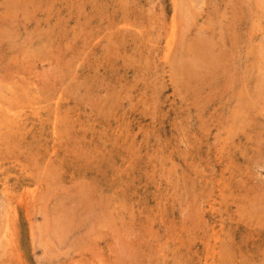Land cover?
<instances>
[{
  "label": "rangeland",
  "instance_id": "374dc122",
  "mask_svg": "<svg viewBox=\"0 0 264 264\" xmlns=\"http://www.w3.org/2000/svg\"><path fill=\"white\" fill-rule=\"evenodd\" d=\"M0 107V264H264V0H0Z\"/></svg>",
  "mask_w": 264,
  "mask_h": 264
},
{
  "label": "bare ground",
  "instance_id": "6f19581e",
  "mask_svg": "<svg viewBox=\"0 0 264 264\" xmlns=\"http://www.w3.org/2000/svg\"><path fill=\"white\" fill-rule=\"evenodd\" d=\"M257 15V14H256ZM189 18V17H188ZM187 19V18H186ZM190 19V18H189ZM195 20V19H194ZM187 21V20H186ZM185 22V21H184ZM260 22V21H259ZM189 23V22H188ZM187 23V24H188ZM185 30V29H184ZM188 30H189V28H188ZM171 32V31H170ZM170 32H169V34H170ZM166 33V32H165ZM173 33V32H172ZM175 35V34H174ZM169 36V35H168ZM176 36V35H175ZM183 37V36H182ZM173 38V37H172ZM249 38V37H248ZM221 40V39H220ZM169 41V40H168ZM255 41V40H254ZM182 42V41H181ZM156 43V42H155ZM252 43V42H251ZM151 45V44H150ZM186 45V44H185ZM195 45V44H194ZM194 45H193V47L191 48V52H193V62L191 63V64H185L184 66H181L180 65V67L178 68V69H181L180 71H184L186 74L185 75H189V74H194V67L201 61V63L202 62H204L205 60H206V58H207V56L210 54H208V52L206 51V50H202V49H200V48H194ZM200 45V44H199ZM152 47H153V44H152ZM166 47V46H165ZM164 47V48H165ZM167 48V47H166ZM177 48V47H176ZM181 48V47H180ZM187 48V47H186ZM209 48H210V46H209ZM163 49V48H162ZM178 49V48H177ZM188 49V48H187ZM165 50V49H164ZM181 50V49H180ZM190 50V49H189ZM168 51H169V49H168ZM175 51V50H174ZM187 51V50H186ZM185 51V52H186ZM211 51V50H210ZM164 52V51H163ZM184 52V51H183ZM170 53V52H169ZM179 53V52H178ZM187 54H188V52H186ZM211 53H212V51H211ZM163 54V53H162ZM166 54V53H165ZM172 54V53H171ZM217 54V53H216ZM168 55V54H167ZM183 55V54H182ZM180 56V55H179ZM215 56V55H214ZM166 57V56H165ZM183 57V56H182ZM185 57V56H184ZM186 57H187V55H186ZM258 57V56H257ZM191 58V57H190ZM180 59V58H179ZM184 59H186V58H184ZM188 59V58H187ZM212 59V58H211ZM223 59V58H222ZM214 60H215V58H214ZM188 61V60H187ZM208 61H210V60H208ZM247 61V60H246ZM156 62V61H155ZM167 62V61H166ZM168 62H169V60H168ZM189 62H191V61H189ZM213 62V61H212ZM219 62V61H218ZM218 62H216V63H218ZM173 63V62H172ZM171 63V64H172ZM161 64V63H160ZM166 64V63H165ZM170 64V63H169ZM204 64V63H203ZM258 64V63H257ZM200 65V64H199ZM169 66V68H170V65H168ZM171 66H173V64L171 65ZM257 66V65H256ZM162 67V66H161ZM199 67V66H198ZM205 68H206V66H204ZM215 67V66H214ZM164 68V67H163ZM166 68V67H165ZM168 68V67H167ZM172 68V67H171ZM176 68V67H175ZM202 69V68H201ZM200 69V70H201ZM254 70V69H253ZM252 70V72H254ZM257 70V69H256ZM164 71V70H163ZM166 71V70H165ZM176 71V70H175ZM209 71V70H208ZM199 73H200V71H199ZM209 73V72H208ZM250 73V72H249ZM196 74V73H195ZM201 74V73H200ZM170 75V74H169ZM181 76H182V74H181ZM197 76H198V74H197ZM245 76V75H244ZM247 76V75H246ZM187 77H189V76H187ZM183 78V77H182ZM192 78V77H191ZM248 78V77H247ZM252 78V77H251ZM163 79V78H162ZM185 79V78H184ZM188 80V79H187ZM231 81V80H230ZM181 83V82H180ZM186 83V82H185ZM244 84V83H243ZM253 87H254V85H253ZM31 88V87H30ZM248 88H249V86H248ZM27 91V90H26ZM252 91V90H251ZM30 92V91H29ZM28 92V93H29ZM17 93V92H16ZM19 94V93H18ZM21 94H23V93H21ZM20 94V95H21ZM9 95V94H8ZM26 96V95H25ZM28 96V95H27ZM32 96V95H31ZM251 96V95H250ZM10 97V99H11V96H9ZM8 97V98H9ZM16 97V96H15ZM19 98V97H18ZM28 98V97H27ZM10 99L8 100V101H10ZM22 99V98H21ZM33 99V98H32ZM250 99V98H249ZM36 100V99H35ZM13 101V100H12ZM31 101V100H30ZM39 101V100H38ZM6 102V101H5ZM55 102V101H54ZM14 104V103H13ZM29 104V103H28ZM32 104V103H31ZM3 105V104H2ZM1 105V107H3ZM33 105V104H32ZM36 105V104H35ZM39 105V104H38ZM58 105V104H57ZM5 106V105H4ZM21 106V105H20ZM0 107V109H2ZM50 107V106H49ZM52 107V106H51ZM120 107H122V106H120ZM5 108V107H4ZM8 108V107H7ZM44 108V107H43ZM53 108V107H52ZM11 110H12V106H11V108H10ZM10 109L8 108V110L10 111ZM15 109V108H14ZM23 109V108H22ZM31 109V108H30ZM59 110V109H58ZM2 111H3V109H2ZM28 111V110H27ZM44 111V110H43ZM49 111V110H48ZM32 112H33V110H32ZM31 112V113H32ZM30 113V112H29ZM56 113V112H55ZM17 114V113H16ZM21 115V114H20ZM24 115V114H23ZM22 115V116H23ZM36 115H37V113H36ZM57 115V114H56ZM15 117V116H14ZM24 118V117H23ZM28 118V117H27ZM41 118V117H40ZM16 119V118H15ZM18 119V118H17ZM16 119V120H17ZM29 119V118H28ZM35 119V118H34ZM39 119V118H38ZM9 121V120H8ZM19 121V120H18ZM71 121V120H70ZM113 121V120H112ZM132 121V120H131ZM16 122V121H15ZM27 122V121H26ZM33 122H34V120H33ZM37 122V121H36ZM138 122V121H137ZM53 123V122H52ZM105 123V122H104ZM107 123V122H106ZM38 124V123H37ZM74 124V123H73ZM116 124H117V122H116ZM14 125H17V123L16 124H14ZM13 125V126H14ZM33 125V124H32ZM39 125V124H38ZM112 125H114V124H112ZM134 125V124H133ZM3 126V125H2ZM25 126V125H24ZM46 126V125H45ZM54 126V125H53ZM57 126V125H56ZM103 126V125H102ZM107 126V125H106ZM31 127V126H30ZM39 127V126H38ZM42 127V126H41ZM18 128V127H17ZM17 128H16V134H17ZM103 128V127H102ZM3 129V128H2ZM21 129V128H20ZM69 129V128H68ZM105 129V128H104ZM12 130H14V129H12ZM31 130V129H30ZM90 130V129H89ZM114 130V129H113ZM23 131V130H22ZM71 131V130H70ZM91 131V130H90ZM105 131H106V129H105ZM6 132V131H5ZM8 132V131H7ZM10 132V131H9ZM34 131H32V133H33ZM66 132V131H65ZM102 132V131H101ZM11 133V132H10ZM39 133V132H38ZM58 133V132H57ZM64 133V132H63ZM4 134V133H3ZM19 134V133H18ZM21 134V133H20ZM33 134H35V132L33 133ZM36 134H37V132H36ZM60 134V133H59ZM69 134V133H68ZM81 134V133H80ZM85 134V133H84ZM83 134V135H84ZM91 134V133H90ZM6 135H9V134H6ZM21 135H23V134H21ZM27 135V134H26ZM66 135V134H65ZM72 135V134H71ZM76 135H78V134H76ZM18 136V135H17ZM92 136H94V135H92ZM91 136V137H92ZM2 137V136H1ZM4 137V136H3ZM5 137H7V136H5ZM9 137V136H8ZM14 137V136H13ZM16 137V136H15ZM67 137V136H66ZM90 137V138H91ZM31 138V137H30ZM76 138V137H75ZM89 138V139H90ZM94 138V137H93ZM4 139V138H3ZM46 139V138H45ZM82 139H83V137H82ZM82 139H79V141L81 140L82 141ZM84 139H86V138H84ZM99 139V138H98ZM14 140V139H13ZM26 140V139H25ZM65 140V139H64ZM24 141V140H23ZM63 141V140H62ZM74 141H76L75 139H74ZM84 141V140H83ZM4 142H6V141H4ZM10 142H11V140H10ZM9 142V143H10ZM13 142V141H12ZM18 142V141H17ZM29 142V141H28ZM33 142V141H32ZM32 142H31V144H32ZM64 142V141H63ZM72 142V141H71ZM102 142V141H101ZM107 142H109V140L107 141ZM1 143H3L2 141H1ZM14 143V142H13ZM19 143V142H18ZM27 143V142H26ZM53 143V142H52ZM67 143V142H66ZM69 143V142H68ZM80 143V142H79ZM110 143V142H109ZM82 144V143H81ZM106 144V143H105ZM11 145H12V143H11ZM18 145H20V144H18ZM22 145V144H21ZM75 145V144H74ZM88 145V144H87ZM3 146V145H2ZM26 146H27V144H26ZM72 146V145H71ZM57 147V146H56ZM95 147V146H94ZM6 148V147H5ZM9 148V147H8ZM10 148H11V146H10ZM62 148V147H61ZM80 148V147H79ZM82 148V147H81ZM81 148H80V150H81ZM96 148H97V146H96ZM105 148V147H104ZM1 149V148H0ZM7 149V148H6ZM19 149H21V148H19ZM106 149V148H105ZM25 150H26V148H25ZM28 150V149H27ZM47 150V149H46ZM74 150V149H73ZM104 150V149H103ZM2 151V150H1ZM4 151V150H3ZM8 151V150H7ZM7 151H6V153H7ZM14 151V150H13ZM16 151V150H15ZM20 151V150H19ZM35 151V150H34ZM81 152H82V150H81ZM104 152V151H103ZM3 153V152H2ZM28 153V152H27ZM42 153H43V151H42ZM89 153V152H88ZM92 153V152H91ZM106 153V152H105ZM1 154V153H0ZM8 154H6L5 156H7ZM10 155V154H9ZM13 155V154H12ZM4 156V155H3ZM43 156V155H42ZM41 156V157H42ZM46 157V156H45ZM3 158H5V157H3ZM6 159V158H5ZM45 159V158H44ZM57 160V159H56ZM42 161V160H41ZM61 161H62V159H61ZM42 162H44V161H42ZM109 162V161H108ZM57 164V163H56ZM15 167V166H14ZM19 175V174H18ZM3 176V175H2ZM7 177V176H6ZM3 178V177H2ZM18 178V177H17ZM16 178V179H17ZM96 182V181H95ZM22 184V183H21ZM98 186V185H97ZM4 189V188H3ZM8 189V188H7ZM104 189V188H103ZM6 190V189H5ZM8 191L6 190V193H7ZM3 194V193H2ZM8 194V193H7ZM6 194V195H7ZM90 195V194H89ZM100 195V194H99ZM18 197H19V194L17 195ZM103 196V195H102ZM3 197V196H2ZM5 197V196H4ZM7 197V196H6ZM15 197V196H14ZM101 197V196H100ZM105 197V196H104ZM8 198V197H7ZM11 199V198H10ZM89 199H90V197H89ZM6 200H8V199H6ZM17 200V199H16ZM16 200H14V201H16ZM102 200V199H101ZM10 201V203H11V200H9ZM13 201V200H12ZM18 201V200H17ZM8 202V201H7ZM93 202V201H92ZM6 203V202H5ZM96 203V202H95ZM8 204V203H7ZM12 205V204H11ZM101 206V205H100ZM21 207H22V205H21ZM20 207V208H21ZM25 207V206H24ZM13 208V207H12ZM15 209V208H14ZM16 210V209H15ZM21 210H22V208H21ZM24 210V209H23ZM22 210V211H23ZM13 213V212H12ZM14 214V213H13Z\"/></svg>",
  "mask_w": 264,
  "mask_h": 264
}]
</instances>
